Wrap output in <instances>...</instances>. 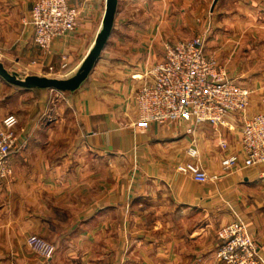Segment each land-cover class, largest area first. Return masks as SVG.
<instances>
[{"label": "crops", "instance_id": "0c3cea01", "mask_svg": "<svg viewBox=\"0 0 264 264\" xmlns=\"http://www.w3.org/2000/svg\"><path fill=\"white\" fill-rule=\"evenodd\" d=\"M34 1L0 0V62L19 75L69 78L94 43L106 0H66L79 10L75 30L47 51L33 42ZM213 2L119 0L100 59L73 93L0 80V122L17 117L22 146L0 181V264H217L220 230L235 216L264 258V169L222 166L240 153L242 122L264 113V0H217L211 11ZM194 37L250 92L245 114L221 126L142 129L136 90L165 43ZM199 171L217 180L197 182ZM30 236L53 256L29 247Z\"/></svg>", "mask_w": 264, "mask_h": 264}, {"label": "built area", "instance_id": "2783aa9c", "mask_svg": "<svg viewBox=\"0 0 264 264\" xmlns=\"http://www.w3.org/2000/svg\"><path fill=\"white\" fill-rule=\"evenodd\" d=\"M79 10L66 0H35L30 10L29 24L33 28V42L47 51L57 38L75 30ZM163 60L150 68L149 81L143 82L134 94L137 125L147 129L151 124L224 125L225 119L245 114L250 92L231 80L223 64L205 53L203 37H194L163 45ZM18 119L8 115L0 122V181L11 174L9 156L19 151L15 128ZM190 157L196 151L188 149ZM264 169V113L242 122L240 153L223 160L225 170L232 166ZM197 182L217 180L216 175L195 172ZM221 244L216 250L217 264H264L259 246L238 216L219 233ZM27 245L49 259L54 248L37 236H30Z\"/></svg>", "mask_w": 264, "mask_h": 264}, {"label": "water", "instance_id": "95a60500", "mask_svg": "<svg viewBox=\"0 0 264 264\" xmlns=\"http://www.w3.org/2000/svg\"><path fill=\"white\" fill-rule=\"evenodd\" d=\"M118 1L119 0H106L101 28L96 35L94 43L79 68L69 78L59 79L36 75L21 77L15 72L8 71L0 62V79L10 86L23 90L41 89L63 93H73L77 91L88 79L111 36L115 16L117 14ZM216 2L217 0H214L211 11Z\"/></svg>", "mask_w": 264, "mask_h": 264}, {"label": "rangeland", "instance_id": "374dc122", "mask_svg": "<svg viewBox=\"0 0 264 264\" xmlns=\"http://www.w3.org/2000/svg\"><path fill=\"white\" fill-rule=\"evenodd\" d=\"M206 15V14H205ZM203 22H204V20H203ZM200 23H202L201 22V20H200ZM199 23V24H200ZM8 71H10V70H8ZM12 72V71H11ZM19 75V74H18ZM19 76H21V77H24L25 75H19ZM27 76H30V75H27ZM72 76V75H71ZM46 77H49V76H46ZM49 78H57V77H49ZM59 79H65V78H59ZM54 92V91H53ZM242 114H237L236 116H232L231 118H240L239 116H241ZM156 221H160V220H156ZM176 222H177V219H175V218H172L171 219V225H175L176 224ZM150 226V225H149Z\"/></svg>", "mask_w": 264, "mask_h": 264}, {"label": "trees", "instance_id": "16d2710c", "mask_svg": "<svg viewBox=\"0 0 264 264\" xmlns=\"http://www.w3.org/2000/svg\"><path fill=\"white\" fill-rule=\"evenodd\" d=\"M1 80V79H0ZM17 88V87H16ZM19 89V88H18Z\"/></svg>", "mask_w": 264, "mask_h": 264}]
</instances>
